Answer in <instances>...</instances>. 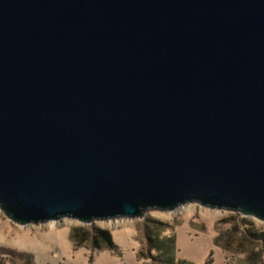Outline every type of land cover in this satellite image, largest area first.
<instances>
[{
	"label": "water",
	"instance_id": "obj_1",
	"mask_svg": "<svg viewBox=\"0 0 264 264\" xmlns=\"http://www.w3.org/2000/svg\"><path fill=\"white\" fill-rule=\"evenodd\" d=\"M264 221V0H0V208L187 203Z\"/></svg>",
	"mask_w": 264,
	"mask_h": 264
},
{
	"label": "rangeland",
	"instance_id": "obj_2",
	"mask_svg": "<svg viewBox=\"0 0 264 264\" xmlns=\"http://www.w3.org/2000/svg\"><path fill=\"white\" fill-rule=\"evenodd\" d=\"M154 220V221H153ZM159 224L162 233L175 234L178 256L187 264H247L246 252L264 251L262 240L250 239L248 229L264 230V221L240 212L212 209L187 203L173 211L151 210L143 217L82 223L72 218L21 225L10 220L0 208V262L3 264H150L139 256L147 251L144 229ZM87 230L108 228L117 249L76 246L70 239L72 227ZM260 262L264 264V259Z\"/></svg>",
	"mask_w": 264,
	"mask_h": 264
},
{
	"label": "trees",
	"instance_id": "obj_3",
	"mask_svg": "<svg viewBox=\"0 0 264 264\" xmlns=\"http://www.w3.org/2000/svg\"><path fill=\"white\" fill-rule=\"evenodd\" d=\"M154 221V220H153ZM158 225H150L144 229L147 243V251L141 247L139 251L140 257L150 260V264H187L188 261L178 256L179 249L175 234L162 233L157 227L164 222L155 221ZM245 235L253 241L255 239L262 240L264 243V230H252L251 228L245 232ZM70 239L76 246H85L93 249H117V244L113 239L112 231L108 228L95 227L93 230H87L84 225L72 227L70 230ZM264 259L263 253L257 250L246 252L247 264H262L260 259ZM212 257L210 256L205 264H210ZM0 264H3L1 261Z\"/></svg>",
	"mask_w": 264,
	"mask_h": 264
},
{
	"label": "bare ground",
	"instance_id": "obj_4",
	"mask_svg": "<svg viewBox=\"0 0 264 264\" xmlns=\"http://www.w3.org/2000/svg\"><path fill=\"white\" fill-rule=\"evenodd\" d=\"M52 223H54V221H52Z\"/></svg>",
	"mask_w": 264,
	"mask_h": 264
}]
</instances>
